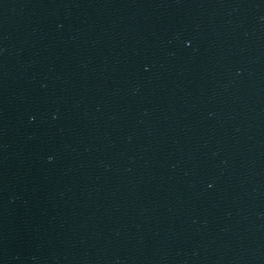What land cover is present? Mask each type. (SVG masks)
I'll use <instances>...</instances> for the list:
<instances>
[{
  "label": "water",
  "instance_id": "1",
  "mask_svg": "<svg viewBox=\"0 0 264 264\" xmlns=\"http://www.w3.org/2000/svg\"><path fill=\"white\" fill-rule=\"evenodd\" d=\"M0 264H264V0H0Z\"/></svg>",
  "mask_w": 264,
  "mask_h": 264
}]
</instances>
